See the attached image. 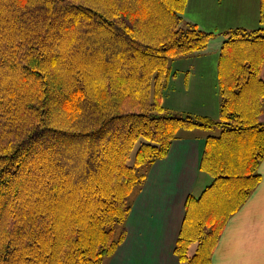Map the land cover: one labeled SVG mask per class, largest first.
I'll return each instance as SVG.
<instances>
[{"label":"trees","instance_id":"trees-1","mask_svg":"<svg viewBox=\"0 0 264 264\" xmlns=\"http://www.w3.org/2000/svg\"><path fill=\"white\" fill-rule=\"evenodd\" d=\"M145 1L144 10L142 0H0V264H103L126 237L141 167L184 129L219 132L206 136L200 163L213 181L186 201L174 249L183 264H211L260 183L264 0L261 26L222 33L218 118L163 103L171 61L205 50L215 33L185 20L188 0Z\"/></svg>","mask_w":264,"mask_h":264},{"label":"crops","instance_id":"crops-1","mask_svg":"<svg viewBox=\"0 0 264 264\" xmlns=\"http://www.w3.org/2000/svg\"><path fill=\"white\" fill-rule=\"evenodd\" d=\"M191 2L188 0L183 14L185 20L207 30V26L191 17L194 10ZM223 12L224 17L231 14L234 17V22L219 19L227 23L218 25L223 30L235 26L253 29L261 24V0H217L212 13L215 24L219 21L217 15ZM220 41L215 51L207 47L171 61L175 74L163 96L169 110L219 117L218 62L223 43ZM176 60L180 61L174 70L172 63ZM260 119L264 122V106ZM204 129L179 131L168 154L149 167L145 183L131 201L126 237L103 264H183L174 249L185 219L187 198L190 194L199 196L196 193L203 192L213 181L210 174L200 169L209 134ZM259 171L260 183L229 218L211 264H264V158Z\"/></svg>","mask_w":264,"mask_h":264},{"label":"rangeland","instance_id":"rangeland-1","mask_svg":"<svg viewBox=\"0 0 264 264\" xmlns=\"http://www.w3.org/2000/svg\"><path fill=\"white\" fill-rule=\"evenodd\" d=\"M215 3H216V5H217V0H192V2H191V4H192V6H193V12L191 13V17L193 18V20H195V21H197V22H199L200 24H202V25H205V26H207L206 28H207V30H209V31H213V32H217V33H215V36H213L211 39H210V42H209V44H208V48H211L212 49V51H215V46H219V39L221 40L220 42H223V39H224V35L222 34V32H224V31H226V30H223L222 28H224V27H219L218 25H223V24H227V23H225V22H223V21H232V20H234V17H233V14H231L230 16H228V17H224V14H225V12H223L222 14H218L217 15V17H216V19L217 20H219V19H223V21L222 20H219L218 21V23L217 24H215L214 23V14L212 15V13H213V9H214V6H215ZM134 3L132 2V3H130V7H133L134 8ZM194 5H196V6H194ZM140 6H143V7H145L144 8V10L148 7V4L146 3V1L145 0H142V2H140V4L138 5V7H140ZM223 7H224V5H223ZM137 12L141 15V16H143L144 17V20H146V21H148V19L150 20V18H149V15L147 14V12L145 11V12H143V10H141V9H137ZM143 13V14H142ZM209 15H210V17H209ZM214 20V21H213ZM232 22H234V21H232ZM232 22H228V23H232ZM218 26V27H217ZM259 26H261V24L259 25ZM235 27H238V26H235ZM235 27H233V28H235ZM219 28V29H218ZM255 28H258V25L255 27ZM91 42V41H90ZM90 42L89 43H86L85 44V49L87 48V46H88V48H87V50H90V52H92L93 51V49H96V47H94L92 44H90ZM222 44V43H221ZM84 58H85V56H83ZM82 57V58H83ZM83 60V59H82ZM87 62L88 61V57L87 58H85L84 60H83V63L84 62ZM179 61L180 60H176V62H174V63H172L173 64V67H174V70H175V68H176V64H178L179 63ZM90 69L92 70V68L90 67ZM79 102H81L80 100H79V97L78 96H75V97H73V98H71V99H67V101L64 103L67 107H69V109H71V108H79V105H77V103H79ZM80 104V103H79ZM72 110V109H71ZM175 113H180V112H175ZM207 133H212V134H217L218 132H219V130L217 129V130H209V129H204ZM138 146H139V143H137L136 144V146H135V148H134V150H133V155H134V153L136 152V150H137V148H138ZM93 152V151H92ZM93 154V153H92ZM86 160H88V158L86 157V159H82V161H80V164H82V165H84V163H85V161ZM78 162H79V160H78ZM77 162V163H78ZM79 164V165H80ZM77 167H78V169H79V166L77 165ZM141 169L142 170H147V169H149V167H147V165H145V166H142L141 167ZM80 170V169H79ZM79 170H76V171H79ZM90 170H95V171H97V166L95 167V165L94 164H92V166H91V168H90ZM212 177V176H211ZM212 179H213V177H212ZM141 187V185L140 184H138L137 186H135L134 187V189H133V191L131 192V194H130V200L132 201V199H133V197H134V195L138 192V190H139V188ZM201 192L202 191H198L196 194L197 195H200L201 194ZM64 196V195H63ZM223 197V196H222ZM225 197H227V195L225 196ZM219 200H221V198L219 199ZM60 202V201H59ZM65 202H67V201H65ZM59 205H60V203H59ZM204 219H205V214L203 213L200 217H199V221L201 220V221H204ZM118 226V225H117ZM119 227V226H118ZM196 247H197V244L196 243H192V245H191V248H190V253H194L195 252V250H196Z\"/></svg>","mask_w":264,"mask_h":264}]
</instances>
